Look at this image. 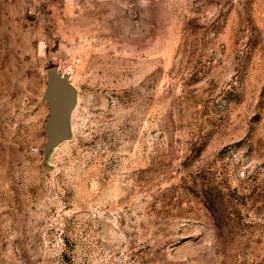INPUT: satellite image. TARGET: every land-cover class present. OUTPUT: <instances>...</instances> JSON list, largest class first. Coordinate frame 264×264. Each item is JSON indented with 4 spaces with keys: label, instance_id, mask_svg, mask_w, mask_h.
I'll use <instances>...</instances> for the list:
<instances>
[{
    "label": "rangeland",
    "instance_id": "obj_1",
    "mask_svg": "<svg viewBox=\"0 0 264 264\" xmlns=\"http://www.w3.org/2000/svg\"><path fill=\"white\" fill-rule=\"evenodd\" d=\"M0 264H264V0H0Z\"/></svg>",
    "mask_w": 264,
    "mask_h": 264
},
{
    "label": "water",
    "instance_id": "obj_2",
    "mask_svg": "<svg viewBox=\"0 0 264 264\" xmlns=\"http://www.w3.org/2000/svg\"><path fill=\"white\" fill-rule=\"evenodd\" d=\"M46 75L47 80L42 94V100L48 107V115L44 124L45 151L66 136L74 98L67 78L59 74L56 68H49Z\"/></svg>",
    "mask_w": 264,
    "mask_h": 264
}]
</instances>
